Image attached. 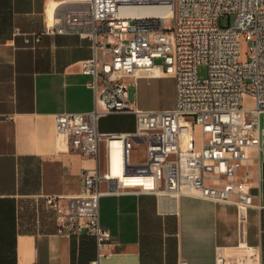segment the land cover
I'll return each instance as SVG.
<instances>
[{
  "label": "built area",
  "instance_id": "built-area-1",
  "mask_svg": "<svg viewBox=\"0 0 264 264\" xmlns=\"http://www.w3.org/2000/svg\"><path fill=\"white\" fill-rule=\"evenodd\" d=\"M160 3L61 0L52 16L46 10L45 26L35 37L78 34L92 42V54L81 68L91 76L94 107L60 112L55 118L60 141L96 161L81 169L80 189L67 201L59 225L60 232L95 237L97 257L89 264H100L103 255L112 254L104 251L112 233L100 221L103 195H192L234 203L242 210L260 204L246 178L264 128V0H172L169 17L122 13ZM230 14L236 15L235 23L220 26V18ZM242 39L249 41L245 58ZM200 64L207 66L203 79ZM165 74L175 79V106H135L130 87L137 78ZM123 112L135 114L134 130L99 131L103 115ZM114 148L119 153L116 166ZM59 198L49 195L47 202L59 209ZM177 264L189 261L179 258ZM216 264L255 263L218 250Z\"/></svg>",
  "mask_w": 264,
  "mask_h": 264
},
{
  "label": "crops",
  "instance_id": "crops-1",
  "mask_svg": "<svg viewBox=\"0 0 264 264\" xmlns=\"http://www.w3.org/2000/svg\"><path fill=\"white\" fill-rule=\"evenodd\" d=\"M59 1L0 0V264H89L97 257L94 236L59 231L67 201L80 189L81 169L96 165L71 151L55 128L57 113L90 111L95 103L91 76L81 68L91 40L78 34L35 39L46 10L50 15ZM102 118L100 132L134 130H109ZM252 155L246 181L260 204L243 210L192 195H103L100 221L112 233L104 251L112 254L100 264H177L179 258L216 264L218 250L264 264V147ZM49 195L60 196L59 209L48 204Z\"/></svg>",
  "mask_w": 264,
  "mask_h": 264
},
{
  "label": "rangeland",
  "instance_id": "rangeland-1",
  "mask_svg": "<svg viewBox=\"0 0 264 264\" xmlns=\"http://www.w3.org/2000/svg\"><path fill=\"white\" fill-rule=\"evenodd\" d=\"M51 3V2H50ZM236 15L230 14L220 18V26H229L235 23ZM249 48V41H241V51L245 58ZM198 75L201 79L207 77V66H198ZM176 87L173 76L165 74L159 76L139 77L136 84L130 87V100L135 106L144 109H165L175 106ZM249 101V100H248ZM102 125L109 130L121 127H136V116L131 112L110 113L102 116ZM100 120V119H99ZM264 124V116H262Z\"/></svg>",
  "mask_w": 264,
  "mask_h": 264
},
{
  "label": "bare ground",
  "instance_id": "bare-ground-1",
  "mask_svg": "<svg viewBox=\"0 0 264 264\" xmlns=\"http://www.w3.org/2000/svg\"><path fill=\"white\" fill-rule=\"evenodd\" d=\"M172 0H156V2H162L160 4H151L149 6H139V7H133V8H126L122 11V13L124 14H127V13H144V14H148V15H158V16H162V17H169L170 15H172V12H171V6H170V3H171ZM169 2V3H168ZM58 5V2L56 3V6L57 7ZM55 9V8H54ZM53 9V11H54ZM53 11L50 13L49 16H52L53 14ZM118 157H119V153H118V149L117 148H114L113 149V161L115 163V166H116V163L118 161ZM114 166V168H115ZM116 169V168H115ZM114 173H116V170H114Z\"/></svg>",
  "mask_w": 264,
  "mask_h": 264
},
{
  "label": "water",
  "instance_id": "water-1",
  "mask_svg": "<svg viewBox=\"0 0 264 264\" xmlns=\"http://www.w3.org/2000/svg\"><path fill=\"white\" fill-rule=\"evenodd\" d=\"M262 146L264 147V128H263V134H262Z\"/></svg>",
  "mask_w": 264,
  "mask_h": 264
}]
</instances>
